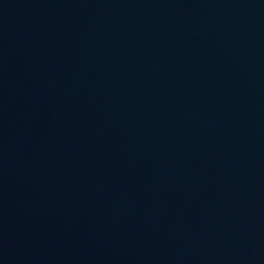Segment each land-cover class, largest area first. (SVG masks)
Returning <instances> with one entry per match:
<instances>
[{
	"label": "water",
	"instance_id": "water-1",
	"mask_svg": "<svg viewBox=\"0 0 264 264\" xmlns=\"http://www.w3.org/2000/svg\"><path fill=\"white\" fill-rule=\"evenodd\" d=\"M0 264H264V0H0Z\"/></svg>",
	"mask_w": 264,
	"mask_h": 264
}]
</instances>
